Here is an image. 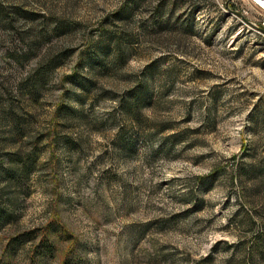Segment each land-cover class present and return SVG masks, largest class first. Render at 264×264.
Segmentation results:
<instances>
[{
  "label": "rangeland",
  "instance_id": "rangeland-1",
  "mask_svg": "<svg viewBox=\"0 0 264 264\" xmlns=\"http://www.w3.org/2000/svg\"><path fill=\"white\" fill-rule=\"evenodd\" d=\"M258 27L251 0H0V264H264Z\"/></svg>",
  "mask_w": 264,
  "mask_h": 264
},
{
  "label": "built area",
  "instance_id": "built-area-1",
  "mask_svg": "<svg viewBox=\"0 0 264 264\" xmlns=\"http://www.w3.org/2000/svg\"><path fill=\"white\" fill-rule=\"evenodd\" d=\"M254 4L256 3L257 5H260L262 8H264V6L262 4H259V0H251Z\"/></svg>",
  "mask_w": 264,
  "mask_h": 264
},
{
  "label": "water",
  "instance_id": "water-1",
  "mask_svg": "<svg viewBox=\"0 0 264 264\" xmlns=\"http://www.w3.org/2000/svg\"><path fill=\"white\" fill-rule=\"evenodd\" d=\"M235 13H237L238 15H240V16H242V14L240 13V12H235ZM251 24H253V23H251ZM254 25V24H253ZM258 29H261V31H263L264 32V28H260V27H258Z\"/></svg>",
  "mask_w": 264,
  "mask_h": 264
},
{
  "label": "bare ground",
  "instance_id": "bare-ground-1",
  "mask_svg": "<svg viewBox=\"0 0 264 264\" xmlns=\"http://www.w3.org/2000/svg\"><path fill=\"white\" fill-rule=\"evenodd\" d=\"M259 4H262L264 6V0H259Z\"/></svg>",
  "mask_w": 264,
  "mask_h": 264
}]
</instances>
